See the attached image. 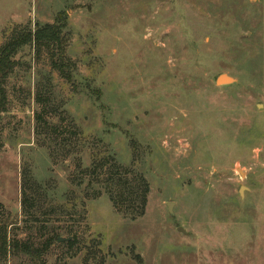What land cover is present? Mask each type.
<instances>
[{
    "label": "rangeland",
    "instance_id": "374dc122",
    "mask_svg": "<svg viewBox=\"0 0 264 264\" xmlns=\"http://www.w3.org/2000/svg\"><path fill=\"white\" fill-rule=\"evenodd\" d=\"M36 31L5 82L0 228L51 243L0 264H264V0H0V50Z\"/></svg>",
    "mask_w": 264,
    "mask_h": 264
},
{
    "label": "trees",
    "instance_id": "16d2710c",
    "mask_svg": "<svg viewBox=\"0 0 264 264\" xmlns=\"http://www.w3.org/2000/svg\"><path fill=\"white\" fill-rule=\"evenodd\" d=\"M42 35L40 32L36 31L34 32L33 36L31 37L30 33H27L25 35V40L22 41H13L9 43L8 45L4 46L0 50V114L5 111L6 104H7V96L5 91V82L7 79V76L11 72L14 62H13V56L15 55V52L22 47L21 44L30 43L31 40L34 43V46L36 43L39 42ZM145 195V191H143V196ZM22 204L25 206V204H28L29 197H27L26 192L24 191L22 194ZM115 206L119 209V204L117 202H114ZM142 204H144V198H142ZM51 241H46L41 246H34L30 242H18L17 240H13L11 242L7 239V232L6 228H0V259L6 258L7 255L13 254V255H24L26 257H29L30 259H35L41 257L43 254L46 253Z\"/></svg>",
    "mask_w": 264,
    "mask_h": 264
},
{
    "label": "water",
    "instance_id": "95a60500",
    "mask_svg": "<svg viewBox=\"0 0 264 264\" xmlns=\"http://www.w3.org/2000/svg\"><path fill=\"white\" fill-rule=\"evenodd\" d=\"M234 83V80L227 76V75H220L217 77L216 79V82L215 84L217 86H223V85H231ZM240 192H241V189H240ZM167 210H168V213L169 214H172V211H171V204H167ZM178 231L179 232H182V234H184V230H182L181 228H178ZM67 241V239H63V238H58V242H65Z\"/></svg>",
    "mask_w": 264,
    "mask_h": 264
}]
</instances>
